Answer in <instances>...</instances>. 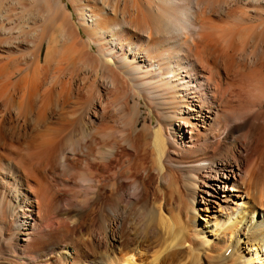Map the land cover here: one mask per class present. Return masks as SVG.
Segmentation results:
<instances>
[{
  "label": "bare ground",
  "instance_id": "obj_1",
  "mask_svg": "<svg viewBox=\"0 0 264 264\" xmlns=\"http://www.w3.org/2000/svg\"><path fill=\"white\" fill-rule=\"evenodd\" d=\"M66 1L0 0V264H264V0Z\"/></svg>",
  "mask_w": 264,
  "mask_h": 264
},
{
  "label": "rangeland",
  "instance_id": "obj_2",
  "mask_svg": "<svg viewBox=\"0 0 264 264\" xmlns=\"http://www.w3.org/2000/svg\"><path fill=\"white\" fill-rule=\"evenodd\" d=\"M64 1H66V0H64ZM75 17H76V15H75ZM44 54H45V52H44ZM142 104H143L142 105L143 106L142 107V114H141L142 121H145L144 120V117H146V119L148 120V122H150V115H149L150 108H148L147 106L145 107L144 106V103H142ZM155 121H156V118H154V120H153V125L156 127V122ZM66 189H69L70 190L71 188H67L66 187ZM60 202H61L60 207L57 210L58 215H62L64 213H66L69 216L68 217L69 220H71V221H83L85 223H88V221H90V219L92 218V214L90 213L89 210L86 211V210H83V209L81 210L80 208H78V207H82V205H86V204H83V203H85V200L84 201H82V200L80 201L78 199H75V200L71 201L70 203H68L66 201V199L64 200V198H63V199H61ZM84 207L85 206H83V208ZM76 212H77V214H76ZM201 221H204V220H201ZM86 228H87V226L85 227L83 234H84V236H86L88 238L87 235H89V231ZM75 230H74L75 231L74 232L75 235L80 234V230L78 228H76ZM47 235L51 236V238L54 239V241H57V242H64L65 241V237L60 236L59 235V232H58V230H56V228H48ZM60 237H63V238H60ZM66 240H67V238H66ZM12 243H8V244H12ZM6 247H7V249H6ZM6 247L4 248V250H3V248L0 249V261H2L3 259H6L7 260L11 256V254L13 253L12 245H10V246L9 245L8 246L6 245ZM103 247H104V241L102 240V242L99 243V249L102 251L103 250ZM0 248H1V246H0ZM89 248H91L90 245H89Z\"/></svg>",
  "mask_w": 264,
  "mask_h": 264
}]
</instances>
